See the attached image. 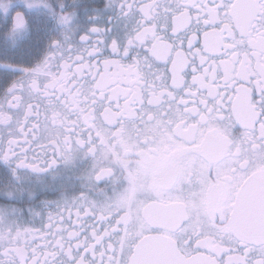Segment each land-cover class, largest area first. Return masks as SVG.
<instances>
[{
	"label": "snow or ice",
	"instance_id": "snow-or-ice-1",
	"mask_svg": "<svg viewBox=\"0 0 264 264\" xmlns=\"http://www.w3.org/2000/svg\"><path fill=\"white\" fill-rule=\"evenodd\" d=\"M0 264H264V0H0Z\"/></svg>",
	"mask_w": 264,
	"mask_h": 264
}]
</instances>
